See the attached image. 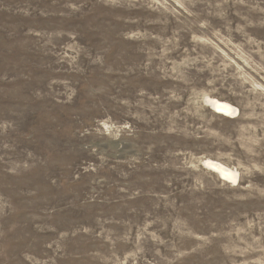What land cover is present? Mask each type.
Instances as JSON below:
<instances>
[{
	"label": "rangeland",
	"instance_id": "rangeland-1",
	"mask_svg": "<svg viewBox=\"0 0 264 264\" xmlns=\"http://www.w3.org/2000/svg\"><path fill=\"white\" fill-rule=\"evenodd\" d=\"M0 264H264V0H0Z\"/></svg>",
	"mask_w": 264,
	"mask_h": 264
},
{
	"label": "bare ground",
	"instance_id": "bare-ground-1",
	"mask_svg": "<svg viewBox=\"0 0 264 264\" xmlns=\"http://www.w3.org/2000/svg\"><path fill=\"white\" fill-rule=\"evenodd\" d=\"M206 103L211 111L223 117L234 118L237 114V109L226 101L216 98H207ZM202 165L212 173L216 174L221 181L232 186H235L238 183V172L224 164L215 160L204 159L202 160Z\"/></svg>",
	"mask_w": 264,
	"mask_h": 264
}]
</instances>
